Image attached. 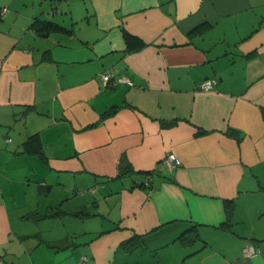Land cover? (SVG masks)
Instances as JSON below:
<instances>
[{"label": "crops", "instance_id": "0c3cea01", "mask_svg": "<svg viewBox=\"0 0 264 264\" xmlns=\"http://www.w3.org/2000/svg\"><path fill=\"white\" fill-rule=\"evenodd\" d=\"M0 264H264V0H0Z\"/></svg>", "mask_w": 264, "mask_h": 264}, {"label": "trees", "instance_id": "16d2710c", "mask_svg": "<svg viewBox=\"0 0 264 264\" xmlns=\"http://www.w3.org/2000/svg\"><path fill=\"white\" fill-rule=\"evenodd\" d=\"M32 28L36 32L44 33V34H47V32H49L51 30L59 29L54 24L47 23V22L44 23V22H39V21H35L32 24ZM123 38H124V41L126 43L128 51H137L144 46V43L140 39H138L135 36H132L131 34L127 33L126 31L123 32ZM37 141H38L37 136H31L29 138V140H27L26 143L24 144V147L26 149H28L29 145H31L32 142H37ZM35 152H40V150L37 149V150H35Z\"/></svg>", "mask_w": 264, "mask_h": 264}, {"label": "built area", "instance_id": "2783aa9c", "mask_svg": "<svg viewBox=\"0 0 264 264\" xmlns=\"http://www.w3.org/2000/svg\"><path fill=\"white\" fill-rule=\"evenodd\" d=\"M102 80L104 83H118V82H128L127 80L125 79H122V78H117V79H112L111 78V75L109 73H106V74H103L102 75ZM128 84H131L130 82H128ZM212 81L210 80H205L203 81L200 85H199V88L203 91H207V90H210L212 88ZM165 165L168 167V168H174V167H177L180 165V162L179 160L175 157L174 154H168L166 157H165ZM244 253L246 255H251L254 253V249L251 247V246H247L244 250ZM85 260V259H83Z\"/></svg>", "mask_w": 264, "mask_h": 264}]
</instances>
